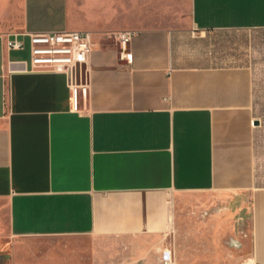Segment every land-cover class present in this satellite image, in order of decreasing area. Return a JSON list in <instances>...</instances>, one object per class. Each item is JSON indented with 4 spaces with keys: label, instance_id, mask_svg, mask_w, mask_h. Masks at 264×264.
Here are the masks:
<instances>
[{
    "label": "crops",
    "instance_id": "1",
    "mask_svg": "<svg viewBox=\"0 0 264 264\" xmlns=\"http://www.w3.org/2000/svg\"><path fill=\"white\" fill-rule=\"evenodd\" d=\"M62 31L90 34L87 113L65 73L17 71L27 36L5 46ZM128 31L130 65L67 0H0V264H126L169 231L175 193L217 198L229 264H264V0H191L181 28Z\"/></svg>",
    "mask_w": 264,
    "mask_h": 264
},
{
    "label": "rangeland",
    "instance_id": "2",
    "mask_svg": "<svg viewBox=\"0 0 264 264\" xmlns=\"http://www.w3.org/2000/svg\"><path fill=\"white\" fill-rule=\"evenodd\" d=\"M67 9L71 18L88 31L176 29L190 18L191 0H67ZM256 66L260 117V58ZM222 206L209 194H173L169 231L151 243H143L136 257L127 255L126 264H164L168 258L171 264H229L228 234L221 228L228 229L233 219L229 213L220 212ZM150 244L158 249L147 250Z\"/></svg>",
    "mask_w": 264,
    "mask_h": 264
},
{
    "label": "built area",
    "instance_id": "3",
    "mask_svg": "<svg viewBox=\"0 0 264 264\" xmlns=\"http://www.w3.org/2000/svg\"><path fill=\"white\" fill-rule=\"evenodd\" d=\"M133 31L123 30L112 33L118 47V59L127 65L132 64L130 42ZM6 41V49L21 51L24 43L19 36H27L30 45L29 67L20 72H61L68 77L70 89V110L73 113H87L88 69L91 54L90 34L85 31H62L47 33H14ZM164 264H171L168 258Z\"/></svg>",
    "mask_w": 264,
    "mask_h": 264
}]
</instances>
